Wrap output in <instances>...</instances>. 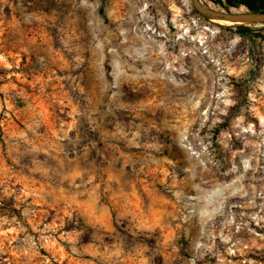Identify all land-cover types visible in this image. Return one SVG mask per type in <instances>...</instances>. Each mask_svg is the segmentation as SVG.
Segmentation results:
<instances>
[{"label":"rangeland","instance_id":"rangeland-1","mask_svg":"<svg viewBox=\"0 0 264 264\" xmlns=\"http://www.w3.org/2000/svg\"><path fill=\"white\" fill-rule=\"evenodd\" d=\"M0 264H264V25L0 0Z\"/></svg>","mask_w":264,"mask_h":264},{"label":"water","instance_id":"water-1","mask_svg":"<svg viewBox=\"0 0 264 264\" xmlns=\"http://www.w3.org/2000/svg\"><path fill=\"white\" fill-rule=\"evenodd\" d=\"M193 10L204 19L211 21L212 19H230L241 22L242 25H264L263 11H245V12H221L210 7L203 6L199 0H190Z\"/></svg>","mask_w":264,"mask_h":264},{"label":"bare ground","instance_id":"bare-ground-1","mask_svg":"<svg viewBox=\"0 0 264 264\" xmlns=\"http://www.w3.org/2000/svg\"><path fill=\"white\" fill-rule=\"evenodd\" d=\"M239 12H244V11H239ZM210 22L218 26L229 27V28L242 25L241 22H237V21H233V20L225 19V18L224 19H212Z\"/></svg>","mask_w":264,"mask_h":264},{"label":"trees","instance_id":"trees-1","mask_svg":"<svg viewBox=\"0 0 264 264\" xmlns=\"http://www.w3.org/2000/svg\"><path fill=\"white\" fill-rule=\"evenodd\" d=\"M105 0H102V2H104ZM255 11H259V10H255ZM264 12V11H263ZM99 14L102 16V17H105V14H104V8L103 6H101L99 8ZM197 14V13H196ZM244 27H240V29H243Z\"/></svg>","mask_w":264,"mask_h":264}]
</instances>
